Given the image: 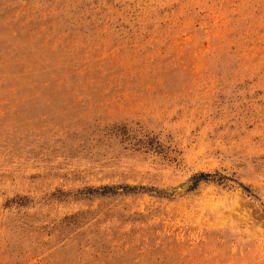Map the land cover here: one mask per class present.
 Here are the masks:
<instances>
[{
	"label": "rangeland",
	"instance_id": "obj_1",
	"mask_svg": "<svg viewBox=\"0 0 264 264\" xmlns=\"http://www.w3.org/2000/svg\"><path fill=\"white\" fill-rule=\"evenodd\" d=\"M242 254L264 259V0H0V264Z\"/></svg>",
	"mask_w": 264,
	"mask_h": 264
},
{
	"label": "crops",
	"instance_id": "obj_2",
	"mask_svg": "<svg viewBox=\"0 0 264 264\" xmlns=\"http://www.w3.org/2000/svg\"><path fill=\"white\" fill-rule=\"evenodd\" d=\"M203 254L208 256L210 255V251H204ZM211 254L215 258H223L224 256H231L227 251H224V249L213 250ZM241 257L237 255L234 257L235 260H231V262L228 261V263L226 264H264V259L258 260L257 262L253 263V261L250 258H248L247 254H242ZM228 258H231V257H227V259ZM224 262L221 261V262H218L217 264H225Z\"/></svg>",
	"mask_w": 264,
	"mask_h": 264
},
{
	"label": "trees",
	"instance_id": "obj_3",
	"mask_svg": "<svg viewBox=\"0 0 264 264\" xmlns=\"http://www.w3.org/2000/svg\"><path fill=\"white\" fill-rule=\"evenodd\" d=\"M206 176H207V175H203V174H202V175H201V174L199 175V177H206Z\"/></svg>",
	"mask_w": 264,
	"mask_h": 264
}]
</instances>
